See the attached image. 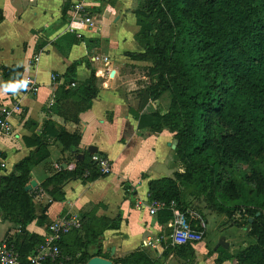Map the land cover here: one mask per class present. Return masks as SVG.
Returning <instances> with one entry per match:
<instances>
[{
  "label": "crops",
  "instance_id": "0c3cea01",
  "mask_svg": "<svg viewBox=\"0 0 264 264\" xmlns=\"http://www.w3.org/2000/svg\"><path fill=\"white\" fill-rule=\"evenodd\" d=\"M76 1L0 0V68L22 70L18 78L23 83L14 85L0 71L1 102L6 106L20 102L22 108L21 113L12 116L13 135L0 138V183L17 174V167L38 150L35 139L44 137L46 127L78 133L81 143L77 148L65 149L54 136L44 140L49 156L32 168L27 185L28 192L34 195L36 213V219L26 227L28 233L44 238L58 217L71 212L81 218L82 229L79 241L70 235L65 238L66 250L80 247L79 252L87 251L92 258L101 257L113 264L137 251H145L154 264H177L178 260L181 264H218L217 251L224 248H211L205 237L193 246L192 263L180 257L172 250L168 223L161 224L158 214L151 215L147 209L149 183L174 177L177 155L171 132L139 128L137 95L146 87L141 86L140 75L148 62L128 56L144 51L137 40L139 27L134 15L139 1L85 0L89 13L98 18L101 27L97 33L85 32L84 38L97 42L92 51L108 58V63L94 62L88 54V44L66 32ZM93 73L98 78V97L90 108L72 111L74 100L66 97L62 89L86 84ZM54 75L58 76L56 81L52 79ZM76 114L79 124L70 119ZM90 147H96L98 154L112 162V174L92 182L69 180L58 187L61 193H53L56 186L47 185V181L62 171H74L79 161L91 155ZM166 163L173 170L158 167ZM140 203L143 207L138 209L136 205ZM209 211H191L205 224L206 237L207 219L213 217L207 216ZM210 213L221 217L219 229H229L221 227L230 222L225 215ZM235 221L230 228L239 227ZM20 229L3 220L0 212V243L16 239ZM232 235L230 240L225 238L229 248L224 251L234 257L249 245L242 244L246 247L234 253Z\"/></svg>",
  "mask_w": 264,
  "mask_h": 264
},
{
  "label": "trees",
  "instance_id": "16d2710c",
  "mask_svg": "<svg viewBox=\"0 0 264 264\" xmlns=\"http://www.w3.org/2000/svg\"><path fill=\"white\" fill-rule=\"evenodd\" d=\"M134 15L137 40L144 51L128 56L153 63L159 79L138 92L139 128L174 134L176 154L183 164L174 177L149 183V202H175L183 212H191L188 196L203 194L210 211L225 215L230 222L237 213L245 218L238 226L250 227L248 236L255 241L234 257L219 248L217 263L235 259L237 264H264V0H139ZM76 40L88 44L91 57L97 55L92 51L97 42L84 37ZM0 71L14 85L23 84L18 78L22 70L3 67ZM62 93L74 100L72 111L79 113L98 97V78L93 73L86 84L63 88ZM167 93L170 104L163 113L155 104ZM70 119L80 122L77 114ZM47 136H54L65 149L81 143L78 133L57 132L48 126L44 137L35 139L38 150L17 167V174L0 183L2 218L21 226L16 239L7 241L13 243L23 264H29L44 242L26 230L36 219L34 195L26 187L32 168L49 156ZM247 162L252 165L251 175L239 166ZM99 178L91 156L86 155L74 171L60 172L47 185H55L53 193H61L58 187L69 180ZM158 217L164 225L173 213L164 209ZM193 224L199 225V220ZM196 229L204 231L200 226ZM79 233L69 235L79 241ZM65 238L60 249L72 264L92 259L87 251L79 252L80 247L66 250ZM194 245L172 246V250L192 263ZM43 264L57 263L47 260ZM115 264L154 261L145 251H137Z\"/></svg>",
  "mask_w": 264,
  "mask_h": 264
},
{
  "label": "built area",
  "instance_id": "2783aa9c",
  "mask_svg": "<svg viewBox=\"0 0 264 264\" xmlns=\"http://www.w3.org/2000/svg\"><path fill=\"white\" fill-rule=\"evenodd\" d=\"M101 24L96 16L89 13V7L85 0H78L72 6V13L69 25L66 28L67 33L74 34L77 38H83L85 32H100ZM96 63H108L109 59L96 55L93 58ZM58 76H53L56 81ZM30 90H35L30 87ZM22 112L20 102L6 106L0 100V138L13 135L14 129L11 122L14 114ZM91 163L99 172L101 177H106L113 172L112 162L105 156L94 153L91 154ZM4 166V165H2ZM90 172L85 174L90 176ZM138 209L143 207V204H137ZM147 209L151 215H157L164 209H169L173 213V219L168 223V228L171 230L169 235L172 246H183L187 244H198L204 240V231L197 230L196 227L205 228L203 221L190 211L183 212L175 202L167 204L165 202L152 201L147 205ZM193 220H199L198 224H193ZM195 227V228H194ZM82 229V220L76 213H67L64 216L58 217L47 230L44 237V242L39 246L33 256L30 257L29 264H43L50 260L57 264H72L70 257L62 255L60 242L69 234L80 231ZM147 246H151L148 244ZM0 264H23L21 257L13 243L3 241L0 243Z\"/></svg>",
  "mask_w": 264,
  "mask_h": 264
},
{
  "label": "rangeland",
  "instance_id": "374dc122",
  "mask_svg": "<svg viewBox=\"0 0 264 264\" xmlns=\"http://www.w3.org/2000/svg\"><path fill=\"white\" fill-rule=\"evenodd\" d=\"M138 5H139V2H138ZM153 68H154V64L151 62H148V65L143 67V69L141 70V75H140L142 77L140 80V84H142L141 86H148L152 82L155 83L157 80H159L158 76L154 75V73H153L154 69ZM141 90H142V88L139 91H141ZM169 104H170V94L167 93V94L163 95V97L158 101L157 104H155V106H156V108L161 110L163 113H165L167 111V109L169 108ZM172 157H173V152H171V155H170L171 163H172ZM176 161H177L176 170L180 171V168L183 167L182 166L183 164H182L181 159L178 157V155H177ZM169 164L170 163H168V164L166 163V166L159 165L158 167H161L162 169L165 168L166 170H173L172 165H171L172 169H170ZM239 166H240V169L242 171L246 172L248 175H251L252 165L250 162L242 163ZM167 174H169V173H167ZM189 192H190V190L188 191V193ZM187 199H188V203L190 205V209L192 210V212L201 213L202 211H205V210L209 211V209L207 208L208 202L205 201L203 194H200L198 196H188ZM207 216L208 217L213 216L212 218H209V220L207 219V226H206L207 237H206V234H204V237L206 238V241L211 248L214 249L217 246V244L219 243L220 239L223 237L226 239L228 238V240H230L231 234H233L232 235V242H233L234 246L236 247V249L234 250V253L236 251H238L239 248L242 249V248H244L250 244H253L255 242L252 238H250L248 236V232L250 231V227H248V228L247 227H245V228H242V227L230 228L232 225L233 226L235 225L233 223V221H231V222H226L221 226V227H227L229 229L222 230V229H219V227L221 225V221H222L221 217L215 216V214L210 213V211L208 212ZM220 216H222V215H220ZM234 219L238 222L237 224L244 223V221H245V218H241V215L238 213L234 216ZM226 221H228V219ZM245 243H246V246H242V244H245ZM198 258H199V260L203 261L202 254H199ZM174 264H176V263H174ZM177 264H181V262L178 260Z\"/></svg>",
  "mask_w": 264,
  "mask_h": 264
},
{
  "label": "water",
  "instance_id": "95a60500",
  "mask_svg": "<svg viewBox=\"0 0 264 264\" xmlns=\"http://www.w3.org/2000/svg\"><path fill=\"white\" fill-rule=\"evenodd\" d=\"M178 146V141L175 140L174 143L172 144L173 149H177ZM97 148L96 147H90L89 148V152L90 154H94L97 153ZM29 187H26V191H29ZM219 247H223L224 249H228L229 248V244L226 242V239L223 237L220 239L216 249H218ZM87 264H113L112 261L101 258V257H93L92 259L89 260V262Z\"/></svg>",
  "mask_w": 264,
  "mask_h": 264
}]
</instances>
